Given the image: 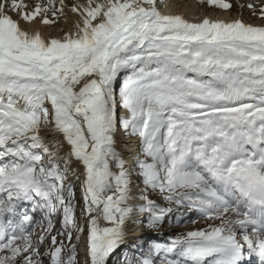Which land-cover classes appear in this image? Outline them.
Masks as SVG:
<instances>
[{"label": "snow or ice", "instance_id": "snow-or-ice-1", "mask_svg": "<svg viewBox=\"0 0 264 264\" xmlns=\"http://www.w3.org/2000/svg\"><path fill=\"white\" fill-rule=\"evenodd\" d=\"M247 7L264 21V0ZM68 13L59 38L33 27ZM173 205L213 223L127 264H264V24L0 0V264H78L81 239L84 264H108L129 221L156 230Z\"/></svg>", "mask_w": 264, "mask_h": 264}, {"label": "rangeland", "instance_id": "rangeland-1", "mask_svg": "<svg viewBox=\"0 0 264 264\" xmlns=\"http://www.w3.org/2000/svg\"><path fill=\"white\" fill-rule=\"evenodd\" d=\"M181 1L189 3L191 0H181ZM26 2L32 4L35 3V0H26ZM69 2H71V0H69ZM226 2L232 5V7L228 10L231 13L232 17L235 15H239L241 18H244L246 20V23L253 25L264 24V21H262L259 18L258 14L253 15L252 10L247 7V5L250 3L255 4L257 6V11H258L259 7L261 6L262 0H226ZM194 3H196L197 7L200 9L199 12L203 10L206 11L207 13L211 11L213 12L216 11L215 13L222 11L219 9L210 8L206 4H200L198 0H194ZM162 4H164V0L162 3L159 0L158 7L161 8L163 6ZM65 21L66 18L62 17L59 20H57L55 23L49 25V27L50 29L57 30V32L60 33L59 35L62 36L63 32L61 31V29H63L64 32L67 31L66 29L67 21L66 22ZM117 137L119 138L120 142H124L123 146H125V142H129V140H127L123 136V133H121V135ZM133 142L134 143H131V145L134 146L132 149L136 150V142L135 141ZM122 156H124V154H122ZM70 179L72 180V183L74 185L76 197L79 200L80 192L78 190V185L80 181L78 179H75L71 175V173H70ZM172 207H173V213L171 214V216L167 217L163 222L162 226L158 227L156 230L145 228L144 225L146 223L135 225L129 221L125 229L124 242L110 256L108 260V264H127V260L133 259V256L135 255V253H137L138 248L145 247L146 241L157 240L159 242H169L170 238H175L177 235L184 234L189 231L206 229L209 227L210 224L213 223L212 221L202 219L199 213H196L195 211H191L186 207H181L179 209H177L175 205H173ZM81 210H82V201H80V203L77 204L75 210L76 216L78 218L81 215ZM32 215L34 216L35 220L41 219L39 213H33ZM215 223L218 224L219 222L216 221ZM55 227L56 228L60 227L58 220L55 223ZM32 230H34L35 233H39L41 231V227L39 225L34 224L32 226ZM83 242L84 240L81 239V241L77 245L78 264H84V254H82ZM41 251L43 252L44 248H42ZM44 264H48L47 257H44ZM246 264H259L258 258L252 257L250 261H246Z\"/></svg>", "mask_w": 264, "mask_h": 264}, {"label": "bare ground", "instance_id": "bare-ground-1", "mask_svg": "<svg viewBox=\"0 0 264 264\" xmlns=\"http://www.w3.org/2000/svg\"><path fill=\"white\" fill-rule=\"evenodd\" d=\"M159 1V0H158ZM193 1V2H192ZM163 6L159 8V10L162 12V14H179L182 15L185 19L190 20V22H199L203 18L207 17L209 19H219V20H224V21H232L234 19H240L243 22L246 23V20L244 18H241L239 15L231 16V13L229 11L227 12H218L215 13L213 11L211 12H206V11H201L199 12V8L197 7L196 3H194V0H191L189 3L183 2L181 0H164ZM67 21V22H66ZM66 29L69 31L72 27V23L74 21V18L72 17L71 13H68V17L66 18ZM22 27H27L26 25H21ZM33 27H38L41 35L45 38H59L60 33L57 32V30L50 29V27H45L42 25H33ZM120 134H117V136H120ZM116 136L117 140V150L118 152L122 155L124 154L123 158L125 160H128L130 156L133 154L135 150L132 148L134 146L131 145V143H134L133 141L125 142V146H123L124 142H120L119 138ZM123 146V147H122ZM73 167H75L73 165ZM78 170H77V175H78ZM82 254H84V242L82 243Z\"/></svg>", "mask_w": 264, "mask_h": 264}, {"label": "trees", "instance_id": "trees-1", "mask_svg": "<svg viewBox=\"0 0 264 264\" xmlns=\"http://www.w3.org/2000/svg\"><path fill=\"white\" fill-rule=\"evenodd\" d=\"M144 227L145 228H147V229H150L146 224L144 225ZM154 243H168V242H159V241H157V240H150V241H146V245H145V247L144 248H138L137 250V253H135V255L133 256V259L134 258H136V257H138V256H141V255H143L144 254V252L152 245V244H154ZM140 253V254H139Z\"/></svg>", "mask_w": 264, "mask_h": 264}]
</instances>
